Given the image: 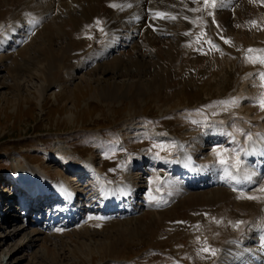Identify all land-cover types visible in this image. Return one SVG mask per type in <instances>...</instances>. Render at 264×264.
<instances>
[{
    "label": "rangeland",
    "instance_id": "rangeland-1",
    "mask_svg": "<svg viewBox=\"0 0 264 264\" xmlns=\"http://www.w3.org/2000/svg\"><path fill=\"white\" fill-rule=\"evenodd\" d=\"M9 10L10 7L1 10L0 25ZM61 10L64 17V9ZM51 12L53 17L58 9ZM54 20L55 17L46 20L40 30L38 28L28 36L20 32L25 36L22 45L30 43L25 49L32 46L25 50L27 54H22L21 48L15 53L9 51L13 54L0 59V197L9 199L15 195L16 187L11 185V181L21 176V167L16 165L29 163L41 173H48L53 181L58 179L67 186L74 181L73 187L79 180L66 178V171L72 165H83L98 176L111 180L131 177L135 194L139 192V199L136 198L139 204L153 179L162 180L169 172L148 160L139 165L136 163L138 157L144 155L148 158L155 154L165 158L173 155L179 145H191L209 124L224 122L230 126L236 124L234 122L238 118H243L249 122L246 129L256 125L264 127V110L254 102L264 94L257 72L264 71V64L247 59L249 55H264V52L247 51L249 48L264 50L263 19L246 21L241 29L243 39L238 40L228 32L227 26L217 27L218 22L213 23L210 17L199 27L201 30L194 33V39L182 41V47L188 41L195 47L189 60L181 63L179 70L173 71H180L175 84L156 82V75L146 76L140 95L134 97L130 93L116 98L102 94L108 87L112 89L115 83L119 85L123 81L114 72L100 75L96 70L87 75L78 64L79 51L75 52L77 58H69L74 67L72 77L71 66H63L67 63L65 61L62 64L58 62L52 69L55 71L49 74L44 60L49 49L47 51V41L44 42L43 27ZM252 21L256 22L255 25ZM85 28L75 32L78 34L75 41L82 40L79 32H86ZM54 37L56 42L52 48L56 46L54 49L58 48L60 55L65 41L62 37ZM17 38L14 37L13 41ZM225 40L231 42L225 43ZM207 41H212L217 47L211 48ZM136 90H139L138 86ZM165 123L169 127H164ZM197 146L198 161H204L211 155L218 160L211 148L204 144ZM219 150L223 151V148ZM91 176L81 179L80 185L91 183L90 187H95ZM79 187L77 185V189ZM262 188L256 190L264 194L260 190ZM86 206L84 215L93 209L92 214L97 218L95 222L100 223V215L104 213L97 208L99 206L88 203ZM261 209L257 206L248 210L252 219H256L254 223L259 222V227L264 225V213H259ZM233 210L230 207L228 211L236 218L230 230L222 220L217 222L212 218L211 211H204V214L192 211L179 221L173 218L165 220L157 227L159 231L163 229V235L158 232L156 237L155 234L153 237L149 235V221L142 224L134 219H118L119 224L114 228L110 224L107 228L101 224L89 226L88 221L86 226L95 232L97 240L110 238L113 241L108 252L97 248L98 241H92L91 248L81 242L77 244L73 236L74 233H83L84 226L80 224L67 228L68 232L61 235L62 242L55 237V245L46 248L40 243L26 246L31 239V228L43 227L38 223L29 225L28 221L20 220L13 224L8 222V226L0 223V264H212L219 255L222 231L234 233L237 222L243 220L237 215L239 211ZM115 236L123 240L117 241ZM204 248L214 249L215 256L204 252Z\"/></svg>",
    "mask_w": 264,
    "mask_h": 264
},
{
    "label": "bare ground",
    "instance_id": "bare-ground-1",
    "mask_svg": "<svg viewBox=\"0 0 264 264\" xmlns=\"http://www.w3.org/2000/svg\"><path fill=\"white\" fill-rule=\"evenodd\" d=\"M113 4L116 7H112ZM220 4L221 0H218L215 20H218L216 22L219 23V26H227L228 32L235 35L238 40L243 39L241 29L246 21L264 20V9H262L264 4L260 3V0H223V6ZM9 7L10 10L5 16V21L0 25V59L18 52V49L21 48V53L27 54L25 50L32 47L28 46L25 49L30 43L22 45L25 43V38L20 35L17 41L12 44L8 43L9 47L4 48L6 46L4 44L19 28L28 36L36 29L39 28L40 30L46 20L55 17L53 21L55 24L48 22L43 27L44 42L47 41V51L49 49V54L45 55L44 58L47 71L49 74L53 73L55 70L52 71V69L56 68L57 63L62 64L65 61L67 63L63 66L69 68L71 66L70 77H72V68L74 67H72L69 58H77L75 52L79 51L80 56L78 58L80 61L78 64L87 75L96 70L100 72V75L114 72L117 78L123 81L119 85L115 83L112 89L108 87L102 94H106L107 98H116L119 95H129L130 93L134 97L140 95L141 85L146 76L156 75L154 78L156 82L175 84L176 76L180 71L178 73L173 71H176L185 60H189L195 47L193 44L191 45V41L186 42L188 48L186 45L182 47V41L194 39V33L196 34L198 30H201L199 27L212 17L209 15L212 11L211 7L204 9L202 0H198L196 3H193V0H0V13L1 10L9 9ZM193 8H196L197 11H192ZM53 9H58V12L52 17L51 11ZM61 9H64V14H66L64 17L61 15L63 14ZM156 11H163L170 16H175L176 19H154ZM84 26L86 32H79V38L82 40L80 42L75 41L78 37L75 32ZM39 35L40 33L34 37L37 39ZM54 36L62 37V40L65 41V47L60 48V55L58 48L54 49L56 46L52 48L53 43L56 42ZM40 39L42 38L40 37ZM182 48L185 49L181 50ZM84 52L85 55L83 56ZM177 60H179L178 65ZM137 86L139 90H136ZM242 119L238 118L234 122L236 124L230 127L231 130L221 127L223 132L235 133L237 144L234 148L242 146L252 153L250 156L239 153L242 158L240 168L238 170L229 168V171L236 177L235 179L232 176H225L222 180L220 177L224 175L223 169L220 166L212 167L218 165L212 156L205 161L196 160L198 155L197 144H203L207 138H215V142L225 139L223 132L219 130L208 131L207 129L203 135L198 134L191 145L178 144L175 153L165 159L150 157V162H157L168 167L172 176L169 175L163 181L153 179L150 185L146 187L147 192L139 200V204L135 203L138 196L133 199L136 206L131 202L123 203L124 200L134 197L133 183L129 176L118 181L95 174L94 178L98 182L96 195L103 198L104 206L114 207L113 212H117L118 219L124 218L119 221L134 219L142 224L149 221V235L155 234V237L157 236L156 233L163 231V229L159 231V228L157 230V227L165 220L172 218L178 220L192 211L202 213L211 211L212 218L217 222L222 220L223 224L227 226V230H230L229 228L233 226L236 219L228 212L229 208L232 207L233 211L235 209L239 211L238 216L243 217V225L237 227L234 233L226 234L221 230L223 238L220 239V254L218 257L216 256L217 259L212 264H264V251L260 247L264 244V225L259 227L258 221L254 223L256 219H252L251 212H248L249 208L253 209L259 206L262 208L259 213H264V194L256 190L261 187L264 188V181L260 182L259 176L264 161V128L254 126L246 129L249 122L243 119L244 125L241 122ZM238 129L242 131H238ZM250 129L254 131L251 140L247 139ZM212 144L211 146H213ZM144 160L145 157L137 159L138 163ZM229 163H234V159L230 160ZM15 167H21L20 179L34 183L43 193H49L45 189L52 186L56 193L68 200L66 209L62 210V212H66L67 216H64L61 222L53 221L50 218L47 220L48 223H44L45 226L42 225L43 227L39 229L31 228V239L30 242L26 243V246L37 243L43 244L46 248L47 246H54L53 239L55 237L62 242L61 235L68 232L67 228L80 224V226H84L83 233L76 235L74 233L73 236L77 240V244L81 242L80 244H87L85 246L91 248L90 244L98 241L96 243L97 248H101L104 252L110 250L113 241L110 238L97 240L95 232L89 231L86 223L89 221V226L93 224L95 227L97 224H101L106 228L110 224L114 228L119 224L117 218L112 217L113 215H104L99 223L95 222L96 217L92 214L84 217L81 215L82 206L78 207L80 199L78 201L73 200L74 195L77 194L76 191H71L58 179L53 181L48 173H41L27 163ZM237 172H240V176ZM246 175L251 176V182L244 181ZM85 188L86 186L83 189ZM244 189L246 190L244 191ZM77 192L79 191L77 190ZM89 194L84 193L82 201L95 203L96 200ZM249 196H256L258 199H248ZM153 209L155 210L153 211ZM3 215L5 214L0 213L2 221L5 219L6 222H13L8 220L6 215ZM39 218H33L32 223H39ZM84 220L86 221L84 222ZM118 233L120 234V232ZM71 236L70 238H72ZM115 239L120 241L121 238L115 236Z\"/></svg>",
    "mask_w": 264,
    "mask_h": 264
},
{
    "label": "snow or ice",
    "instance_id": "snow-or-ice-1",
    "mask_svg": "<svg viewBox=\"0 0 264 264\" xmlns=\"http://www.w3.org/2000/svg\"><path fill=\"white\" fill-rule=\"evenodd\" d=\"M196 2H198V0H193V3H196ZM202 2H203L204 9H208L209 7H211L212 11L209 13V15L212 16L213 23H216V21H215V9L218 6V0H202ZM260 3L264 4V0H260ZM220 6H223V0H221ZM112 7H116V5L113 4ZM192 11H197V9L193 8ZM169 18L176 19L175 16H170V14L165 13L163 11H156L154 13V19H169ZM97 23H99V21H97ZM255 23H256L255 21H252L253 25H255ZM217 27H219L218 23H217ZM101 31H103V29H101ZM221 39H224V37L221 36ZM230 42H231L230 40H225V43H230ZM207 43L210 45L211 48L217 47L212 41H207ZM247 51H248V53L264 52V50L252 49V48H249ZM247 59L254 62V63L256 61H259L261 64H264V55H257V56L249 55L247 57ZM258 75H259V78L261 80V86L264 87V72H260V73H258ZM254 102L260 107L261 110H264V94H261L258 98H256L254 100ZM207 129H208V131L219 130V131L223 132V129L221 128V126L216 125V124L207 125ZM238 131H242V130L238 129ZM206 134H207V132L205 133V135ZM223 135H224V137H225V139L229 145L237 144V141L235 140V133L223 132ZM247 139H249V140L252 139L251 134H247ZM221 148H223V151L219 150ZM213 150L216 152V156L218 157V165H213L212 167H217V166L222 167L223 173H224V175H222L220 177L222 180L224 179L225 176H232V178H234V179L236 178L229 171V168H235L237 170L240 168V165L242 163V158L239 155V153H243L246 156L252 155L251 152H248L242 146H240L238 148H229V147H226L220 143L214 144ZM230 151L237 153V155L234 157V163H232V164H230L229 161L233 160V157L225 155L226 153H228ZM244 181L251 182V176L246 175L244 177ZM244 181H238V182H244ZM260 190L264 191V188H262ZM247 198L248 199H258V197H256V196H249ZM240 223H243V222L242 221L237 222V224L235 226L238 227ZM203 251L210 253L213 256H215V254H216L215 250L211 249V248H204Z\"/></svg>",
    "mask_w": 264,
    "mask_h": 264
}]
</instances>
